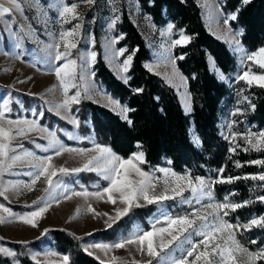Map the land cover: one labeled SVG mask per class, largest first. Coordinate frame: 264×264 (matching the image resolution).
Segmentation results:
<instances>
[{
    "label": "snow or ice",
    "instance_id": "1",
    "mask_svg": "<svg viewBox=\"0 0 264 264\" xmlns=\"http://www.w3.org/2000/svg\"><path fill=\"white\" fill-rule=\"evenodd\" d=\"M81 3L94 5L95 0H77L71 5H59L57 8L62 27L56 42L49 44L48 48L55 49L54 56H51L53 61L51 71L62 90V102L49 105L48 111H55V114L61 119L71 123L74 128H78L79 120L71 106L80 104L83 99H91L99 94L102 99L107 100V105L110 106L111 111L115 112L129 126H132L134 121L130 118L129 113L135 111V109L128 104L120 102L107 93H100L99 89L93 90L85 87L81 91V84L86 79H94L95 73L92 71V67L97 59L95 51L89 52L86 56L79 55L77 58H72L73 50L78 49V44L84 35L82 31L83 17L77 12ZM243 3H249V0H243ZM112 11L114 15L109 28H114L119 19V16L115 15L117 9L113 7ZM13 12L24 14L20 0H0V20H4L9 39L13 41V47L20 50L22 48L21 39L15 27H9V25H15V19H6V17H13ZM235 19V14H228L225 15L222 23L227 26L230 20ZM73 21H76V23L72 24ZM65 24H72V26L63 28ZM173 28L174 25L169 24L166 30L161 31V36L166 34L170 36ZM240 34L230 33L233 37L231 43L235 44V51L242 54L241 62L243 63L246 59L264 70V47L248 54L247 50L242 48L240 42L234 39L236 35ZM178 37L170 40L168 47L165 49L166 52H170L178 45H187L192 40V37L185 34L183 29L179 30ZM122 38L123 34L118 39ZM118 39H113L112 43L118 42ZM126 51V48H113L112 58L118 60L119 57L124 56ZM136 51L138 49H134L117 65L118 78L125 84H128L130 79L127 73L130 71ZM4 54L8 55L9 53L5 51ZM21 54V52H17V55ZM184 58V54L179 57L169 54L165 57L166 61L172 66V75L171 78L165 76L164 79L170 86L177 87L178 92L180 87H185L188 83V78L183 76L176 66L177 60H183ZM144 66L149 72L156 74L154 68L159 65L145 64ZM177 79L180 82L179 85L174 84V80ZM220 79L223 80L224 76L220 75ZM237 80L244 81L249 88L253 84L264 88V73L256 74L251 70H245L242 75L237 77ZM71 89H75V91L70 95ZM51 90L49 89V91ZM132 91L134 94H141L143 88H135ZM185 97L188 101L185 108L186 111L190 112V93L186 92ZM245 99L247 98L245 97ZM12 103L10 94L7 98L0 97V197H6L9 191L19 192L21 189L31 191L41 177L46 181L47 187L44 189L45 195L34 201L33 205L28 206L32 208L31 211L22 214L16 213L9 207L0 204V224L19 221L26 226L38 227V221L53 203H59L60 200L70 199L73 196L84 197L85 199L92 197L116 205L114 215L103 214L108 216L105 222L108 228H111L123 217L128 216L133 209L158 205V214L150 221L149 229L137 226L127 235L121 236L120 239L111 244L85 243L82 245L84 251L89 255H93L89 250L96 249L107 255L113 249L134 246L142 256L148 257L145 264H154V262L155 264H257V261L264 260V247L249 250L238 239L241 229L249 231L253 227L264 228V215L252 217L247 222H241L237 218V222L233 223L227 219L230 212H235L241 207L247 206L251 201H233L230 196L234 193H226L223 200L220 201L216 199L213 191V186L217 182L231 183L234 179L241 178L264 182V172L245 175L244 177L225 178L223 177L224 169L221 168L217 170L219 173L218 178H205L193 176L190 172L177 173L168 167L153 168L146 171L141 167L147 163L144 151H137L131 153L128 158H123L114 153L110 147L96 143L94 138L90 139L71 133L67 134L69 140H76L77 142L89 140L94 147H68L60 140L55 130L40 123L45 115L42 110H32V115L35 118L31 120L7 118V114L13 111ZM252 107L254 109V106ZM239 111L237 109V112ZM32 132L41 133V138L46 140V146L35 144V148L51 154L40 156L30 150L17 152V146H14L12 141L17 136H26ZM229 135L232 140L242 138L245 141L248 145V147L243 148L245 152L251 150L264 151V131L258 133L230 132ZM193 143L199 146L198 136H193ZM19 147L23 148V145ZM136 147L138 149L142 148L140 142L136 143ZM237 147H241V145L237 144L230 147L229 151L234 153ZM65 152L83 158L82 166L72 169L63 166L56 168L52 164L53 158ZM90 152H94L95 155L88 156ZM25 161L31 166V170L23 173L30 178L29 182L9 181L5 183L4 177L6 175H18L12 170L18 163ZM168 163L170 164L171 161H168ZM249 163L264 167V160L261 159L252 160ZM236 167H241L239 161L236 162ZM80 172H94L99 181H103L105 184L93 182L91 186L95 190L89 191L88 188L81 186V190L76 191L65 183V178ZM259 187H264V185H259ZM185 193H188V195H185ZM257 199L264 202V195H260ZM169 200L178 201L181 205H188L191 211L172 215L165 207V202ZM87 211L93 212L91 205H88ZM48 231V229H45L41 236H46ZM252 242L255 243V241ZM0 254L13 258V264H19L16 251L0 246ZM46 255L54 256L56 253L48 252ZM96 258L100 259L99 256ZM32 259L37 260V256L33 255ZM60 259L61 264H70L68 255H63ZM101 264H106V262L101 260ZM108 264H121V262L116 257H112Z\"/></svg>",
    "mask_w": 264,
    "mask_h": 264
},
{
    "label": "trees",
    "instance_id": "2",
    "mask_svg": "<svg viewBox=\"0 0 264 264\" xmlns=\"http://www.w3.org/2000/svg\"><path fill=\"white\" fill-rule=\"evenodd\" d=\"M117 1L119 19L115 26V36L118 38L123 34V38L118 39L116 47L126 48L127 54L138 49L127 73L130 79L128 84H125L107 67L102 59L96 28L94 50L97 59L92 71L95 73L94 81L103 86L105 93L135 109L129 113L134 123L129 126L111 110L83 99L80 104L71 106L79 120V127L76 128L78 134L82 137L92 135L96 143L110 147L123 158H128L131 153L144 151L147 163L141 167L146 171L169 167L177 173L190 172L193 176L206 178H218L217 170L221 168L224 169L225 178L264 172V167L249 163L256 159L264 160V151L245 152L240 140L228 143L219 135V106L228 96L229 89L211 71L209 60H213L215 67L223 75L229 76L236 70V59L224 42L207 31L195 0H136L156 26L162 27L171 23L174 25L173 33L183 29L185 34L192 37L187 45H178L172 50L176 57L185 55L183 60H177L176 66L179 72L188 78L186 88L191 96L189 115L185 114L173 89L144 67V64L150 61L146 41L129 18L125 0ZM217 2L223 15H236V19L230 20L228 26L241 33L239 40L247 52L264 47V0H249L247 4L243 3V0ZM89 15L90 13L87 14ZM237 85L247 99L240 102L244 113L233 117L235 132L242 133L247 129L263 130L264 88L255 85L249 88L243 81H238ZM135 88H143V92L134 94L132 90ZM44 113L40 123L53 128L65 145L88 146L86 142H69L64 139L61 129L71 130V126L52 114ZM190 120L199 137V148L195 147L190 139ZM137 142H140L142 148L136 147ZM237 144L241 147H237L234 153L230 152L229 148ZM237 161L241 163L239 168L236 167ZM259 185H264V182L243 178L234 179L231 183H215L213 191L217 200L222 201L226 193H234L230 196L233 201H251L247 206L230 212L227 219L233 223L237 222V218L241 222H247L252 217L264 215V202L257 199L264 195V187ZM177 210L176 214H181L182 210ZM155 211L156 207L153 205L133 209L111 228L95 232L91 236L77 237L68 231L54 230L29 246L12 244L9 248L18 253L19 264H38L30 259L28 250L41 249L44 245H50L60 255H68L70 264H101V261L84 251L83 242L88 239L112 240L116 232L128 225L130 220L137 219L144 225L146 219ZM238 239L249 250H257L264 247V228L253 227L249 231L241 229ZM0 264H13V261L0 254ZM257 264H264V260L257 261Z\"/></svg>",
    "mask_w": 264,
    "mask_h": 264
},
{
    "label": "rangeland",
    "instance_id": "3",
    "mask_svg": "<svg viewBox=\"0 0 264 264\" xmlns=\"http://www.w3.org/2000/svg\"><path fill=\"white\" fill-rule=\"evenodd\" d=\"M20 2L24 9V14L21 15L18 12H13V17H6V19H15V25H9V27H15V30L21 39L22 48L20 50L13 47V41L9 39L4 20H0V97L7 98L10 94L13 101L11 105L13 111L10 114H7V118L31 120L35 118L32 115V110H42L60 118L55 114V111H48L49 105L62 102V90L59 88L56 77L51 71V66L53 64L51 56H54L55 49H49L48 45L56 42L59 31L62 27V22L58 18V6L64 4L71 5L72 3L77 2V0H31V2H29V0H20ZM195 3L200 8L202 20L207 31L218 40L224 42L236 59V70L229 76L223 75L220 70L215 67L213 60H209L211 71L214 72L217 78L221 82H224L229 89L228 96L219 106L217 122L219 135L228 143L240 140L244 147H248L242 138L232 140L229 135L230 132L236 131L235 123H233V117L244 113V110L240 107V102L245 100V96L242 94L240 86L237 85V77L242 75L245 70H251L256 74L264 73V70L260 69L257 64L247 61L246 59L243 63L241 62L242 54L235 51V44L231 43L233 37L230 35V33L239 32L232 30L228 25L225 26L222 23L225 15L221 12L217 0H195ZM113 7L117 9L115 15L119 16V4L117 0H95L94 5H87L83 3L79 4L77 12L81 17H83L82 31L84 35L78 44V49L73 50L72 58H77L79 55L86 56L89 52L95 51L94 30L96 28L102 59L112 73L118 78L117 65L128 54L125 53L124 56L119 57L118 60H114L112 58V49H118L116 47L117 42L113 44L112 41L113 39L119 38L115 36L117 34V31L115 30L116 24L114 28H109V24L114 15L112 11ZM125 8L132 23L145 39L147 48L150 51V61L145 64L159 65L154 68V72L156 73L155 75L159 76L169 87L173 89L185 114L189 115L191 111H186L185 108V104L188 102L185 97V93L187 92L186 86L180 87L178 92L177 87L170 86L164 79L165 76H169L171 78L172 75V66L166 61L165 57L172 54L173 50L171 49L170 52H166L165 49L168 47L170 40L179 38V31L174 33L172 32L170 36L167 34L165 36H161V31L166 30L167 26L171 23H167L162 27L156 26L142 11L136 0H125ZM89 13L90 17L87 16ZM74 23H76V21L72 22V24ZM72 24H65L63 25V28H70ZM234 39L240 42L239 35H236ZM242 48L245 49L243 46ZM5 51L9 54L5 55ZM17 52H21L22 54L17 55ZM253 52H248V54ZM220 75L224 76L223 80L220 79ZM118 79L121 80L120 78ZM179 83L178 79L174 80V84L179 85ZM85 87L93 90L99 89L100 93H105L103 86L97 84L93 78L86 79L85 82L81 84V91H83ZM49 89L52 90L49 91ZM74 91L75 89H71L69 94H73ZM86 100L110 110V106L107 105V100L102 99L99 94ZM26 103H28L27 106ZM237 109L240 111L237 112ZM64 121L71 126V130L61 129L64 130L61 131L62 136L69 142H77L76 140H69L67 138L68 133H71L72 135H79L76 128H74V126L68 121ZM190 123L189 134L191 142L193 143V136H197V134L194 131L192 120H190ZM51 129L54 130L53 128ZM259 131H264V129H247L246 132L242 133H258ZM41 136L42 134L38 132H32L26 136H17L12 141V144L17 146V152L30 150L35 152L36 155H49L51 154L50 152L44 153L35 148V144L46 146V140L41 138ZM84 137H89L90 139L94 138L92 135ZM83 142L88 143V146H66L84 148L94 147L89 140H84ZM20 145H23V148H20ZM194 146L199 148L200 143L199 146L196 144H194ZM91 155H95V153H88V156ZM82 163L83 158L67 152L60 156H55L52 161V164L56 168L63 166L69 169L81 167ZM29 170H31V166L28 162L25 161L18 163L12 170L13 172L18 173V175H6L4 177L5 183L9 181L29 182L30 178L23 174ZM93 182L105 184V182L99 181V178L94 172H80L79 174L65 178V183L76 191H80L81 186L88 188L89 191L95 190L91 186ZM46 187L47 183L44 178L41 177V179L32 187L31 191L26 189H21L19 192L9 191L6 197H0V204L9 207L16 213L22 214L24 212L31 211L32 208L28 206L33 205L34 201L45 195L44 189ZM185 195H188V193H185ZM88 205H91L93 212L87 211ZM153 206L156 207V211L146 219L144 225L137 219L130 220L128 225L126 224L116 232V236H114L112 240L100 241L88 239L83 242L82 245L85 243L111 244L120 239L121 236L127 235L137 226L149 229L150 221L156 214H158L157 210L159 206ZM115 207L116 205L105 203L103 200H97L92 197L85 199L84 197L73 196L70 199H62L59 203H53L52 206L43 214L42 218L38 221V227L33 228L26 226L19 221L0 224V246L8 249H10L9 247H12V244L29 246L31 243L42 237L41 233L45 229H48L49 231L64 230L77 237L89 234L93 235L95 232L108 229L105 223L108 216L103 214L107 213L108 215H114ZM165 207L172 215H177V208L182 210L181 214L191 211L188 205H181L178 201H166ZM127 219L129 220V217ZM89 251L93 253L91 256L94 258L99 256L100 259H96L99 261L104 260L106 263H108L112 257H116L121 264H137V262H139V264H145L148 260V257L142 256L134 246H128L123 249H113L108 252L107 255L96 249H90ZM48 252L56 253L50 245H44L41 249H29L28 255L32 261L38 264H61L60 258L63 255L56 253L54 256H47L46 253ZM33 255L37 256V260L32 259ZM7 258L13 261V258Z\"/></svg>",
    "mask_w": 264,
    "mask_h": 264
}]
</instances>
